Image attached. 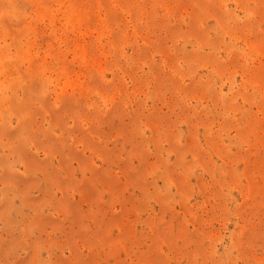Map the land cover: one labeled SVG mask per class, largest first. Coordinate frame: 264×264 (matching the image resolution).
Masks as SVG:
<instances>
[{"label":"rangeland","instance_id":"1","mask_svg":"<svg viewBox=\"0 0 264 264\" xmlns=\"http://www.w3.org/2000/svg\"><path fill=\"white\" fill-rule=\"evenodd\" d=\"M0 264H264V0H0Z\"/></svg>","mask_w":264,"mask_h":264}]
</instances>
